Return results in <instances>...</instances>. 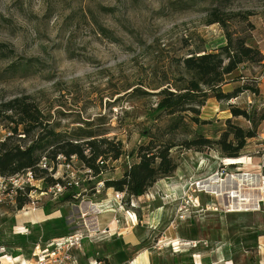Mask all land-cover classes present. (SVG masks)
Instances as JSON below:
<instances>
[{
	"label": "rangeland",
	"instance_id": "374dc122",
	"mask_svg": "<svg viewBox=\"0 0 264 264\" xmlns=\"http://www.w3.org/2000/svg\"><path fill=\"white\" fill-rule=\"evenodd\" d=\"M215 9L247 16L246 22H230V30L248 37V43L264 55V0H0V101L30 96L45 116L50 115L65 129L78 127L82 121L93 122L95 128L106 130L107 137L122 142L131 158L142 154V149H158L169 141L181 144L190 138L189 134L168 135L167 119L151 117L158 98L137 97L131 92L136 88L148 91V85L157 87L170 81L172 59L186 55L188 49L213 51L224 46V30L206 24ZM261 73L264 63L259 67L245 65L228 78L223 91L244 84L257 87L258 95L245 92L234 103L249 111L263 110ZM199 119L206 124H190V130H200L211 139L225 128L228 119L250 127L243 118H232L229 102L214 98L200 109ZM8 126L7 121L0 122V139L10 133ZM149 130L160 141L153 143L146 137ZM257 133L242 158L228 160L247 159L251 178L264 188L260 160L264 124ZM172 155L180 167L174 178L159 181L147 195L133 199L128 207L123 205L124 211L136 216V234L142 246L160 250L156 263L209 264L207 260L211 259V264H264V191H251L252 186L233 181V177L240 179L245 173L240 171L241 164H224L215 151L174 148ZM205 161L209 175L197 179ZM126 162L123 158L110 163L114 171L104 178H118ZM61 163L46 168L53 179L65 182L66 174L74 171L80 179L79 203L61 202L54 194L56 185H47L43 180L34 178L22 183V179H16L14 183L21 190H15L12 199L6 197L0 204V253L4 256L0 264L31 261L36 245L44 248L53 239L86 229L84 224L91 229L92 218L96 221L104 214L92 209L107 198L104 184L98 194L102 182L88 179L80 162L75 160L71 170ZM217 173L225 188L234 187L247 199L235 202L237 212H229L228 197L207 195L208 191L199 187L190 190L191 183L202 182L204 188L212 185L208 179ZM172 179L187 184L183 196ZM94 186L95 194L91 190ZM17 196L26 202L22 210L17 209ZM241 204L248 205L239 207ZM82 213L88 214L86 222ZM124 222L126 225V219ZM104 237L97 235L85 242L83 251L76 253L80 264L91 260L114 264L112 258H107L113 249ZM171 238L182 241L172 246Z\"/></svg>",
	"mask_w": 264,
	"mask_h": 264
},
{
	"label": "trees",
	"instance_id": "16d2710c",
	"mask_svg": "<svg viewBox=\"0 0 264 264\" xmlns=\"http://www.w3.org/2000/svg\"><path fill=\"white\" fill-rule=\"evenodd\" d=\"M230 3L231 0H223ZM246 22L248 17L235 12L213 10L206 24L219 25L225 32L226 44L213 51L204 48L188 49V53L172 59L174 71L170 81L146 90L133 89L131 94L137 97H157L156 107L151 117L154 120L166 118L168 135L184 132L190 138L176 144L173 141L160 147L142 149V154L131 158L122 142L107 137L106 130L95 128L93 122L82 121L78 127L65 129L58 122L45 116L30 96L18 97L9 101H0V122L7 121L10 130L8 136L0 141V177H13L32 172L34 178L43 180L47 185H60L64 188L60 201L79 203V188L69 181L53 179L47 168L41 163L46 159L47 167L61 162L73 164L76 160L82 164L88 179L99 180L105 188L125 195L123 205L128 207L133 199L144 197L159 181L172 178L179 168L172 155L174 148L202 152L212 150L223 159L243 157L248 142L257 138L260 124H264V109L249 111L234 103L240 94L251 92L259 94L257 87L247 84L224 92L229 84L228 78L245 65L262 66L263 53L248 43V37L230 30V22ZM260 77H264L261 73ZM229 102L232 118H243L250 127H242L228 119L225 128L214 139L206 137L200 130L192 132L190 124H206L200 121V109L210 99ZM145 136L154 143L160 141L149 130ZM21 142V143H20ZM156 144V143H155ZM126 159L118 178H104L114 168L110 163ZM62 160V161H60ZM62 164V163H61ZM30 189V188H29ZM95 194V186L91 188ZM17 209L22 210L26 202L17 196Z\"/></svg>",
	"mask_w": 264,
	"mask_h": 264
},
{
	"label": "built area",
	"instance_id": "2783aa9c",
	"mask_svg": "<svg viewBox=\"0 0 264 264\" xmlns=\"http://www.w3.org/2000/svg\"><path fill=\"white\" fill-rule=\"evenodd\" d=\"M2 140L3 139H0V141ZM260 160H261V169L264 170V150L261 153ZM64 166L69 170L72 169V164L65 163ZM41 167L46 168L47 161H45V164L42 162ZM218 175L219 173L209 178L208 181H211V179L214 177H220ZM16 179H22L23 180L22 183L23 182L25 183L26 181L30 183L34 179V175L32 174V172H28L26 174L13 176V177H2V178L0 177V204L5 203L6 197H10L12 199L13 197H11V194L16 193V191H18V189L21 188L14 183ZM66 180L77 188L80 186V179L77 177V175H75L73 170H71L66 174ZM223 181L224 180H220V178L217 179V182L223 183ZM201 183L202 182L191 183L190 190L192 191V188L198 189ZM8 187L9 190L7 189ZM100 187H103V183H100V185L98 186L97 189L98 194L100 192L99 190ZM63 192H64V188L59 184L54 187L55 195L61 196ZM194 192L195 190H193L192 193ZM115 197H116V201L120 205V208L123 209V201L125 200V195L122 193H116ZM188 199L192 200L190 195L188 196ZM92 209L96 211L98 214L102 213V211H100L96 206H94V208ZM87 216L88 214L82 213L81 214L82 220L86 222ZM115 220L117 223H120V220L118 218H116ZM96 221H98L97 218ZM96 221L94 220L92 222L93 225L90 226L91 229H89L87 225L84 224V227H86V229L85 228L80 229L69 235H65L61 238L53 239L47 242L44 248H41L40 244L36 245L35 252L33 253V260L24 261L22 264H80L79 259L76 258V253L83 251L85 242L87 240H93V238L95 239L97 235L108 234L107 230L100 229V225L98 224V222L95 223ZM2 257L4 256H1L0 253V258ZM94 264H98V263H94Z\"/></svg>",
	"mask_w": 264,
	"mask_h": 264
},
{
	"label": "crops",
	"instance_id": "0c3cea01",
	"mask_svg": "<svg viewBox=\"0 0 264 264\" xmlns=\"http://www.w3.org/2000/svg\"><path fill=\"white\" fill-rule=\"evenodd\" d=\"M262 81L264 83V77ZM202 160L204 161V159ZM207 165L208 164L206 163V161L204 163L203 162L201 163L198 169V176L196 174L197 179L204 178L209 175L208 174L209 171L208 170L205 171L207 168ZM179 170H180V167L178 168L177 171ZM195 170L197 171V169H194L192 171L196 173ZM182 172L184 174L183 177L185 179L187 174L184 172V170ZM172 180L176 184V190L178 194L180 193L181 195L182 189L183 188L185 189L187 184L184 186L183 181L178 183L177 179H172ZM115 194L116 193L112 189H109L106 192L107 198H104L102 201L98 202V204L96 203L97 205L96 207L98 209L100 208L99 210L104 212L102 216L97 218L98 224L100 225L101 230H107L108 234L106 235V237H104V239L106 240L108 244L111 245V248L113 249L112 250L113 252H111V254H109L107 258L108 259L112 258L114 261V264H161V262L156 263L155 261V258H160V257H156V256H160V250H157L153 247L145 248L144 246H142L141 244L142 241H140L139 237L136 234L137 233L136 228H138V225H137L138 223H137L136 218L134 219V217H136L135 214H132L129 211H126V210L124 211L123 209H121L119 203L116 201ZM183 195H184V191H183L182 196ZM124 217L127 221L126 225L124 224L125 219L124 221H121L122 220L121 218H124ZM116 218L120 219V223L116 222L115 220ZM91 221L93 222L94 219L92 218ZM169 241H171L172 246H174L173 243L182 241V238H179V239L171 238ZM178 254H182V253H178ZM208 260H207V263L211 264L212 260L211 259L209 261ZM79 262L81 263V261ZM94 263H98V261L91 260L89 262V264H94ZM193 263L197 264L198 262L193 261ZM99 264H102V263L100 262ZM178 264H192V263L179 262Z\"/></svg>",
	"mask_w": 264,
	"mask_h": 264
},
{
	"label": "bare ground",
	"instance_id": "6f19581e",
	"mask_svg": "<svg viewBox=\"0 0 264 264\" xmlns=\"http://www.w3.org/2000/svg\"><path fill=\"white\" fill-rule=\"evenodd\" d=\"M223 162H224V164H229V165L232 164V163H239L242 166L240 171H245V173L243 175H241L240 179H238V177H236V176L233 177L232 178L233 181H235V182H243V183H246L248 186H252L251 189H250L251 191H255V190L264 191V188H260L259 184H256L254 182V180L251 178V174L248 172V168H249L250 162L247 159H240V160H235V161L234 160L223 159ZM209 182H211L212 185H210L208 187L205 186V188H206L205 189L204 187H202L204 183H201V185L199 186V189H201L202 191L207 190L208 191L207 192L208 195H215V196H218V197H228L230 199V203H231V207H230L231 210L229 211L230 213L237 212V210H236L237 207L235 206V202L236 203H237V201L244 202V201L247 200L244 196H242L240 194L241 192L235 190L234 187L225 188L223 183L219 184L220 182H217V177L212 178L211 181H209ZM211 186H214L215 188H217L219 190L221 189L222 193H219V192L217 193V192L213 191V188ZM260 186H261V184H260ZM244 190H247V188L244 189ZM241 191H242V189H241ZM243 205H248V204H241L239 207H241ZM175 245H177V243H175Z\"/></svg>",
	"mask_w": 264,
	"mask_h": 264
}]
</instances>
